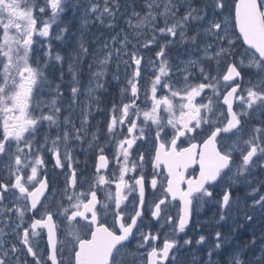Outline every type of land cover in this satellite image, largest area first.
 I'll use <instances>...</instances> for the list:
<instances>
[{
    "label": "snow or ice",
    "instance_id": "snow-or-ice-1",
    "mask_svg": "<svg viewBox=\"0 0 264 264\" xmlns=\"http://www.w3.org/2000/svg\"><path fill=\"white\" fill-rule=\"evenodd\" d=\"M0 264H264V0H0Z\"/></svg>",
    "mask_w": 264,
    "mask_h": 264
},
{
    "label": "flooded vegetation",
    "instance_id": "flooded-vegetation-1",
    "mask_svg": "<svg viewBox=\"0 0 264 264\" xmlns=\"http://www.w3.org/2000/svg\"><path fill=\"white\" fill-rule=\"evenodd\" d=\"M238 195H243V192H239ZM215 212V207L212 205H207L206 207V212L203 213V210H201L197 215H194L193 217V224L192 226H190V229L188 231V238L193 239V241H195V239L198 238L199 234H205L206 236H208V240L209 242L211 241V236H209V232H210V228L208 226V224L205 222V220L210 221L213 213ZM200 221V226L196 227V222ZM247 238V237H245ZM196 248L197 246H195V244L193 245V252L196 253Z\"/></svg>",
    "mask_w": 264,
    "mask_h": 264
},
{
    "label": "rangeland",
    "instance_id": "rangeland-1",
    "mask_svg": "<svg viewBox=\"0 0 264 264\" xmlns=\"http://www.w3.org/2000/svg\"><path fill=\"white\" fill-rule=\"evenodd\" d=\"M111 92H112V94H113V96H115V94H116V88H115V85L113 84V86H112V88H111ZM106 103H107V98H106V101H105ZM82 158V157H81ZM206 207H207V205H205V207H204V209H203V213H205L206 212ZM205 222H207V220H205Z\"/></svg>",
    "mask_w": 264,
    "mask_h": 264
}]
</instances>
